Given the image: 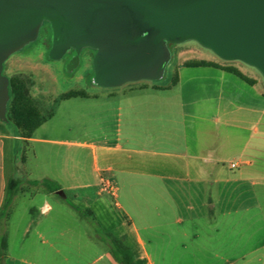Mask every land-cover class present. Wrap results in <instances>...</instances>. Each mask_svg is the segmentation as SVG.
I'll list each match as a JSON object with an SVG mask.
<instances>
[{
  "label": "crops",
  "instance_id": "crops-1",
  "mask_svg": "<svg viewBox=\"0 0 264 264\" xmlns=\"http://www.w3.org/2000/svg\"><path fill=\"white\" fill-rule=\"evenodd\" d=\"M183 72L173 86L139 80L62 100L68 116L31 137L0 118V212L15 177L31 186L12 204L39 197L46 215L27 208L32 221L20 240L7 234L0 264H118L101 223L136 264H264V91L216 67ZM53 195L86 224H69Z\"/></svg>",
  "mask_w": 264,
  "mask_h": 264
},
{
  "label": "water",
  "instance_id": "water-1",
  "mask_svg": "<svg viewBox=\"0 0 264 264\" xmlns=\"http://www.w3.org/2000/svg\"><path fill=\"white\" fill-rule=\"evenodd\" d=\"M52 30L50 57L96 49L93 83L121 86L164 76L169 43L196 40L225 60H241L264 75V0H0V118L7 120L6 60Z\"/></svg>",
  "mask_w": 264,
  "mask_h": 264
},
{
  "label": "rangeland",
  "instance_id": "rangeland-1",
  "mask_svg": "<svg viewBox=\"0 0 264 264\" xmlns=\"http://www.w3.org/2000/svg\"><path fill=\"white\" fill-rule=\"evenodd\" d=\"M51 35L52 30L50 23L49 21H44L40 27L37 39L26 44L22 49L13 53L6 60L4 65V74L7 76L11 77L13 75L19 74L32 80L31 93L37 98L45 114L49 113L52 109H55V112L58 113L57 118H66L68 116L65 113L67 109L64 107L66 106V103H63V105L62 101L55 103L56 97L63 92L85 89L90 93V95H94L99 93L102 94L108 90H116L118 88H122L123 86H128L129 84H134L132 83L134 81H130L116 87H102L94 84L93 59L96 49L91 47H84L81 50L79 55V64L73 70H70L68 66L73 57L77 54L76 49L71 48L62 58L59 59L50 57V48L52 42ZM169 46L172 56L165 68L164 76L158 80H142L141 82L168 85L172 83L176 71L180 73V70L183 74V80H188L191 78V76L184 75V66L180 67V65L189 59H208L217 61L223 65H233L240 68L248 76L254 77L256 80H258L255 86L256 89L264 91V75L255 66L247 64L241 60L222 59L214 51L193 39L186 40L181 43H169ZM51 131L61 135L60 127H56ZM62 135H65V133H62ZM68 135H71V133H68ZM30 186L31 185L27 182H23L21 185V191H28ZM57 194L60 195L61 193L58 192ZM111 194L115 202H117V193ZM59 195L52 196V205H54L56 208H60L59 206L61 205L63 207L68 206L66 200ZM118 200L123 201V198H118ZM39 203H41L39 202V197L35 199H30L29 197H20L17 199L15 204H11L9 207V214L1 220L0 232L4 230L7 234L9 233L12 242L15 240H20L23 230L28 225V223L32 221V216H30L27 208H29L31 204H38L37 206L39 208ZM68 207L70 210L68 219L69 224H86L85 220L79 219V215H73L77 213H75V211L70 206ZM77 209L79 208L77 207ZM54 214L55 211H53V215ZM37 215L43 218L46 216L41 213V208H39L37 214L34 215V217ZM63 218L65 219V216H63ZM95 227L99 229L100 233L102 234L108 232L102 223L99 226L95 224ZM91 228L92 227H90V229ZM92 232L96 233V231ZM247 234L248 232H246V235Z\"/></svg>",
  "mask_w": 264,
  "mask_h": 264
},
{
  "label": "trees",
  "instance_id": "trees-1",
  "mask_svg": "<svg viewBox=\"0 0 264 264\" xmlns=\"http://www.w3.org/2000/svg\"><path fill=\"white\" fill-rule=\"evenodd\" d=\"M180 66L186 67H216L228 71L242 78L250 84L256 83V79L245 74L240 68L233 65H223L214 60L208 59H189ZM10 78V100L8 103L7 117L19 129L24 137H31L36 129H38L46 120L55 114V109L45 114L41 108L39 101L31 93L32 80L22 75H13ZM179 81V72L176 71L170 86L176 85ZM90 93L85 89L70 90L58 95L55 103L74 97H90ZM21 178L11 177L8 180L6 197L3 209L0 212V222L9 214L11 206L16 194L22 185ZM95 223V222H94ZM98 235L111 248L118 264H136L135 255L131 246H129L123 237L115 235L113 232L100 233ZM8 246V235L4 231L0 233V251H4ZM1 264H4L3 262Z\"/></svg>",
  "mask_w": 264,
  "mask_h": 264
},
{
  "label": "built area",
  "instance_id": "built-area-1",
  "mask_svg": "<svg viewBox=\"0 0 264 264\" xmlns=\"http://www.w3.org/2000/svg\"><path fill=\"white\" fill-rule=\"evenodd\" d=\"M231 167H233V168L237 167V163L236 162H232L231 163ZM100 184H101V187L104 190H106V191H108L110 193H116L115 185L112 182H110L106 177L101 176Z\"/></svg>",
  "mask_w": 264,
  "mask_h": 264
},
{
  "label": "flooded vegetation",
  "instance_id": "flooded-vegetation-1",
  "mask_svg": "<svg viewBox=\"0 0 264 264\" xmlns=\"http://www.w3.org/2000/svg\"><path fill=\"white\" fill-rule=\"evenodd\" d=\"M51 37H52V35H51ZM52 43V42H51Z\"/></svg>",
  "mask_w": 264,
  "mask_h": 264
}]
</instances>
